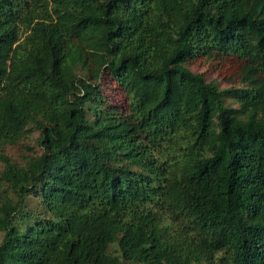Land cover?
<instances>
[{
  "label": "trees",
  "instance_id": "1",
  "mask_svg": "<svg viewBox=\"0 0 264 264\" xmlns=\"http://www.w3.org/2000/svg\"><path fill=\"white\" fill-rule=\"evenodd\" d=\"M0 264H264V0H0Z\"/></svg>",
  "mask_w": 264,
  "mask_h": 264
},
{
  "label": "rangeland",
  "instance_id": "2",
  "mask_svg": "<svg viewBox=\"0 0 264 264\" xmlns=\"http://www.w3.org/2000/svg\"><path fill=\"white\" fill-rule=\"evenodd\" d=\"M1 239H2V235L0 234V241H1Z\"/></svg>",
  "mask_w": 264,
  "mask_h": 264
}]
</instances>
